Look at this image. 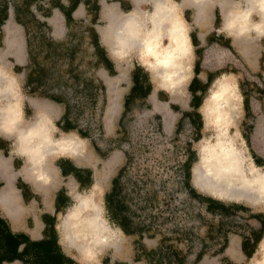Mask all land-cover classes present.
Listing matches in <instances>:
<instances>
[{
    "label": "trees",
    "instance_id": "trees-1",
    "mask_svg": "<svg viewBox=\"0 0 264 264\" xmlns=\"http://www.w3.org/2000/svg\"><path fill=\"white\" fill-rule=\"evenodd\" d=\"M80 2L85 5L87 21L76 20L72 16ZM10 7L13 10L14 20L23 27L26 39L27 62L24 66H15V69L18 72L25 70L27 93L61 103L64 106V113L60 119L62 128L65 131L76 129L80 136L91 138L96 153L105 156L113 147H116L121 149L125 155L122 165L111 178V191L106 196V200L112 221L122 228L125 235L137 236L133 241L134 260L139 261L145 258L149 264H186L188 250L184 251L178 246V242L183 241L182 234L185 236V231L182 232L183 230L177 225L173 227L172 233H165L162 231L163 227L157 224L163 210L157 213L158 216L153 213L154 208L159 206L158 198L160 191L165 189V182L155 187L152 183L153 180L148 175L147 168L143 173L138 171L139 167L137 170L135 168V172H132L134 166L132 161L136 149H132L130 122L135 113L150 110L146 98L152 90L147 74L138 65L135 67V71L131 70L133 84L125 96L122 112L116 121L117 136L109 141L102 137L101 116L105 105L104 85L95 75V69L102 65L111 74H115V70L112 61L108 59L105 50L100 45L99 34L94 27L100 9L99 0H68L67 4L62 0H0V28L9 16ZM33 8L44 17L50 16L53 8H58L62 12L67 27L62 40L53 38L50 34V26L36 16ZM207 41L206 47L196 49L195 71L197 74L205 70L200 66L201 55L210 50L211 46L220 44L232 50L231 46L227 44L228 41L222 36L215 37L214 34H210ZM243 68V72H245V67L243 66ZM228 72L235 73L236 69L227 65L224 68L205 70L209 83L215 77ZM200 80L192 82L190 91L193 94L197 89H207L208 84H203ZM240 88L244 97L243 103L246 105L248 104V94H250L249 89L245 93L242 90V83H240ZM261 91L264 92V86L261 87ZM201 101V96L190 98L189 104L192 109L180 111L173 131L174 138H183L181 142L183 150L186 152L185 159L177 165V172L180 173L177 189L184 191L189 203L197 206V213L202 215L204 211V213L210 214L211 220L205 222L207 224L206 233L209 234L210 240L221 238L222 243L219 250L226 247L227 234L235 231V226H244L245 222L258 220L260 223L258 230L252 225L249 227V234L241 240V249L246 259H249L264 235V212L251 213L248 207L241 203H226L198 192L191 184V169L196 162L193 143L200 140L203 129L201 115L196 111ZM171 108L174 111H179L177 105H171ZM151 115L150 120L156 126V130L162 134L160 115L156 113ZM252 126L250 124L245 128V131L249 133ZM244 137L254 162L258 166H264V157L258 156L253 151L248 135L246 134ZM100 139H104L106 142H102ZM98 140L101 141V144ZM2 148L0 146V149ZM3 150L7 154V150ZM86 171L89 173V170L86 169ZM88 177V174L84 177L86 182L90 181ZM17 184L21 185L22 182L18 181ZM163 205H165V209L172 210L169 199L166 197L163 199ZM246 212V216L240 214ZM170 214L171 212L167 214V217ZM144 234L149 237L159 235L157 246L146 248L142 242ZM185 240L189 241L190 239L187 237ZM198 240L200 247L191 264L198 263L207 247L204 237L198 238ZM5 258L7 257L0 256V264Z\"/></svg>",
    "mask_w": 264,
    "mask_h": 264
},
{
    "label": "clouds",
    "instance_id": "clouds-1",
    "mask_svg": "<svg viewBox=\"0 0 264 264\" xmlns=\"http://www.w3.org/2000/svg\"><path fill=\"white\" fill-rule=\"evenodd\" d=\"M129 3L131 10L123 12L126 19L116 29L114 52L108 53L105 49L108 59L111 61L113 55L121 60L134 57L133 71L138 65L147 74L152 91L164 92L168 97L185 91L192 98L201 96L196 111L201 115L204 127L202 139L193 150L197 151L198 162L209 175L214 169L231 170L225 165L236 152L230 137V128L235 127L232 114L243 111L244 99L238 77L222 73L211 83L206 76L200 80L204 74L195 71L198 45L193 44L194 30L185 18L189 9L180 7L181 0H142L140 12L136 11L132 0ZM233 3L227 18L221 15L219 26L214 24L216 35H223L228 40L255 38L264 44V0H233ZM196 37L199 40L198 32ZM21 76L25 80L22 81ZM194 80L208 84L207 89H197L193 94L190 89ZM25 83V72H16L15 68L8 69L0 64V141L12 146L16 159L22 162L21 167L27 160L39 169L50 154L59 160L72 159L86 152L87 138L81 137L76 129L65 131L47 113H33ZM33 115L37 117L35 123H31ZM40 179L47 178L41 175ZM110 191V187L105 189L93 181L75 197L66 192L71 203L60 213L64 219L59 242L61 245L65 240L85 242L89 245L85 257L92 264H100L97 259L99 246L123 235L107 207L106 196Z\"/></svg>",
    "mask_w": 264,
    "mask_h": 264
},
{
    "label": "rangeland",
    "instance_id": "rangeland-1",
    "mask_svg": "<svg viewBox=\"0 0 264 264\" xmlns=\"http://www.w3.org/2000/svg\"><path fill=\"white\" fill-rule=\"evenodd\" d=\"M62 1L67 3L68 0H62ZM220 1H225L227 3L228 8L234 7L233 0H206L205 1L206 17L204 16L205 17L204 19H207L209 15L213 12L220 13L219 17L221 15L224 16V12L220 5ZM113 4H116L117 5L116 9L121 11L116 1L100 0L99 20L96 24V28L101 35L102 43H104L109 53H112L109 48L111 35L108 33V35L106 36V41H104L102 38V30L106 28L108 21V14L104 15L105 9L106 7L112 6ZM132 4H134L133 0H132ZM180 7L182 9H189V11L185 12V18L189 21V27L193 29L194 28L193 19L196 12H198L199 8L194 3L187 2L186 0H181ZM118 13L120 16H123V13L120 12ZM36 14L41 16V14L38 11H36ZM56 14L57 13H55L54 16L50 18H45V20L43 21H45L50 26V34L55 38L61 39L65 35L64 34L65 30L63 28L64 22H63V18H61L59 14L57 15ZM74 16L76 18L84 17V8L82 10V6H79V8L75 11ZM218 22L220 23V19H218ZM7 26H12L16 31V35L14 36V38H15V42L20 43L19 53L16 52L15 46L11 43V37L7 32ZM201 28H202L201 32H206V30H208L210 26L208 27L201 26ZM24 36L25 35L23 33V30L19 28V25L16 24V21L13 18H9L1 26L0 64H2L4 67L8 69H13L17 65H21V66L25 65L24 63L26 60L25 58L26 54L24 49L25 46ZM233 41L236 45L235 49L240 53L243 45H245L243 39L242 38L233 39ZM249 43H247L246 46H254L256 49L257 48H259V50L261 49V42L257 41L255 38H253V40ZM240 57L241 56L237 54L236 57L229 55L226 58H221L220 60H218L217 58H213L208 62L203 60L202 67L205 70H214L216 68H224L227 65H230L234 69H236V72L235 73L228 72V73L236 75L238 77L240 84L241 73L244 71V68L242 66L243 62H241L242 59ZM113 58L115 60L117 68L119 69L120 75L117 77L118 80L115 83L114 82L111 83L110 85L115 89L117 88L118 92L113 91V93H110L108 86L106 104L101 117L102 137L108 141L112 140L115 136V123L119 115V112L121 110V96L124 93V91L127 89L129 83V72L131 67L134 65V57H129L128 59L121 60L117 58L115 55H113ZM15 71L18 72L16 69ZM20 79L23 81L24 80L23 76H21ZM108 93L111 95H109ZM158 98L162 103L154 101V105H156V107H160L161 105L162 109L166 111L167 114L169 115V119L166 121L163 116V113L160 114L162 134H160L158 130H156L155 128L156 126H154V124L150 120L152 117L151 110L135 113L134 118L130 122L132 145H133L132 149H136V154L134 155V160L132 161L134 165L132 168V172H135V168L137 170V167H139L138 171L143 173V171L147 168L148 175L153 180L152 183H154L155 187H158L159 184L165 182L164 185L165 189L160 191V196L158 198L159 206L155 207L153 210L155 216H158L157 213L163 210L162 213H160L162 215L160 216V220H158L157 218L158 220L157 224L163 227L162 231H165V233L168 234L172 233L173 227L177 225L181 230H183L182 232L185 231L184 232L185 236H183L182 234L183 241L178 242V246L184 249V251L188 250L186 264L192 263L195 253L198 251L200 247L198 238H203V237L207 241V247L205 252L203 253L202 258L198 261L197 264H230V263L255 264L256 259L260 257V247L259 246L257 247L254 254L249 259H246L244 257L240 248V241L244 236L248 235L249 227H251L254 223L253 220H250L249 222H245L244 226L234 225L236 230L231 231L227 234L226 247L223 250H219L220 245L222 243L221 238L217 240H210L209 234L206 233L207 224H205V222L211 220L210 214L206 212L204 213V211L202 212V215L197 213V206H195V204L193 203H189V201L187 200V195L184 191L177 189V180L179 179L178 177L180 174L177 172L178 171L177 165L185 159L186 152L183 150L184 148L181 142L183 141V138L178 139L177 137L176 138L173 137L171 126L174 119H176L178 112H173L170 109V105H177L180 109H187L190 97L187 95V91H185L183 94L177 92L171 95L170 97H168L164 92H159ZM35 100H39V99L37 97L35 98L30 97L28 101L32 106L33 113L45 112L51 118L55 117L54 115L53 116L50 115L48 107H45L43 105L37 108L34 104ZM45 103L48 104V101H45ZM30 114H31V110H29V115ZM242 115L243 112L233 113V121L235 127L230 128V137L233 139L236 147L242 151V154L244 155L243 165L247 171V167L251 162L253 163V161L250 156L251 153L250 149L248 148V145L244 142L241 135V125L239 124V121L241 120ZM36 119L37 117L33 115L31 122L35 121ZM236 133H239V135H236ZM206 134L207 133H204V135ZM104 139H100V140L102 142L103 141L106 142V140ZM201 139L202 136L200 140ZM100 140L98 141L101 144ZM87 141H88L87 151L80 155L74 156L73 159L76 163L82 166L92 167L95 174V182L102 185L105 189H107L111 184V178L116 174L120 164L122 163L123 156L122 155H120V157L117 156V154H115L116 151H114V149L108 152L105 156H102L101 154L96 153V151L93 150L88 139ZM197 142L193 143V147L194 145H196ZM1 155L2 152H0V157H2ZM10 156H15L14 149L12 148V146L10 147L9 152L7 154V159H9ZM55 157H56L55 155H49L46 160V165L48 166L49 170L50 167L52 166ZM26 161L27 160L23 162V167L19 171L22 173L21 177L24 179H29L32 182L31 184L33 186H43V184L45 183H39L38 181L35 180L33 181L31 180V176H28L27 171L24 170L26 166ZM21 163L22 162L20 161V164ZM199 164L200 162H198V156L196 151V162L194 163V165H192L193 169L191 176V184L196 188L198 192L203 193L205 195H210L226 203H231V202L241 203L246 207H248L249 210L254 212L260 210L264 212V201L250 202L249 200H246L245 198L242 197L241 198L230 197L225 194H220L214 190L199 187L198 184L196 183V179L194 175L195 168ZM262 168L264 169V166H262ZM9 172L13 179H15L17 175H19L18 171L13 172L11 168H9ZM50 176L51 175H49V180L46 183L50 182L51 183L50 185H52V187L60 185L62 184V182L68 185L67 181L56 180L54 178H51ZM164 197H166V199H169V203L172 210H168L164 208L165 206L163 205ZM37 208H38L37 203L26 205L25 209L28 211L26 215H28V213L32 215V213H34V210H37ZM169 212H171V214L167 217V214ZM240 214L246 216L247 212ZM163 217L165 220L163 219ZM63 218L64 217L61 216L59 219V231L61 238L63 236V227L61 225ZM136 237L137 236H127L123 233V235H118L115 238L111 239L107 244L100 246L97 249V259L100 261V264H106V262L107 264H149L145 258L139 261L134 260L135 247L133 246V241ZM159 237H160L159 235H156L154 237H149L147 234H144L142 238V242L146 248H153L157 246L159 242ZM187 237L190 239L189 241L185 240V238ZM63 245L68 251H70L73 255H75L77 259H79L81 264H92V262L86 260L85 257V253L88 248L87 247L88 245H86L85 243L75 240L72 241L65 240L63 241Z\"/></svg>",
    "mask_w": 264,
    "mask_h": 264
},
{
    "label": "crops",
    "instance_id": "crops-1",
    "mask_svg": "<svg viewBox=\"0 0 264 264\" xmlns=\"http://www.w3.org/2000/svg\"><path fill=\"white\" fill-rule=\"evenodd\" d=\"M114 1L118 3V7L122 12L116 9L117 8L116 4L106 7L104 15L108 14V21L106 28L102 30V38L104 41H106V36L108 35V33L111 35L110 37L111 40L109 45L111 52H114L115 50L114 36L116 34V29L126 19L124 15L120 16L118 12L123 13L124 11L125 12L130 11L132 7L129 3V0H114ZM186 1L190 3H194L199 8L198 12H196L193 19L194 28L192 30H194V32L192 33V40L194 46L198 45L197 49L204 48L208 45V41H207L208 35L214 34L215 37L218 36L215 33L214 24L217 27L219 26L218 19L220 13L213 12L209 15L207 19H204L206 17V13H205L206 0H199V2H197V0H186ZM133 2L136 7V11L140 12L142 0H133ZM99 4H100V0H99ZM220 5L223 9L224 17L226 19L229 11H231L232 8H228L227 3L225 1H220ZM79 6H82V10L84 8V17L82 18H76L74 16V13L79 8ZM127 8H129V10H127ZM33 10L36 14V9L33 8ZM55 13L59 14L61 18H63V22H64L63 28L66 33L67 27L65 24V18L62 12L58 8H53L50 16L48 17H44L42 15L40 16L38 14H36V16L39 19L45 20V18H50L54 16ZM72 16L76 20L87 21L88 16L86 14V8L83 2H80L78 4L76 9L72 13ZM9 18L14 19L12 7L9 8V16L7 20ZM98 20H99V13H98L97 22ZM97 22L94 24L96 30H97L96 28ZM18 25L19 28H21L24 33L23 27L20 24ZM201 26H207V27L210 26V28L206 30V32H201L202 30ZM7 32L11 37V43L15 46L16 52L19 53L20 43L15 42V38H14V36L16 35L15 29L12 26H7ZM97 32L99 34L100 45L101 46L103 45V49L105 50L106 47L104 43H102L101 35L98 30ZM197 32L199 34V40L196 37ZM220 36L224 38L223 35ZM53 38L57 40H62L64 37L58 39L53 36ZM242 39L245 45H243L240 53L235 49L236 45L233 39L231 40L225 39L228 41L227 44L231 46L232 50L220 44H214L213 46H211L210 50L205 52L204 55L203 54L201 55L200 66L202 67L203 65V60H205L206 53L208 56V61H210L213 58H217L218 60H220L221 58H226L229 55L236 57L237 54H239L241 56L240 58L242 59L241 62H243L242 65L245 67V72L241 73L240 83H242V90L245 91L246 93V90L249 89L248 92L250 93L248 94L249 97L247 96L248 104L244 105L243 103V111H242L243 115L241 120L239 121V124L241 125V135L245 143L246 141L244 136L246 134L248 135L250 140V146L252 147L253 151L258 156L261 157L262 155L261 149L256 145L253 136L256 130L257 123L261 121L264 123V92L261 91V87L264 86V44L261 43V49L259 50V48L256 49L254 46H246V44L251 42L253 38L251 39L242 38ZM24 43H25L24 49L26 54L25 55L26 60L24 64H26L27 51H26L25 36H24ZM136 47H138V45H136ZM195 56L197 59L196 52H195ZM111 61L113 63L115 74H111L102 65L95 69V75L97 76L98 80H100L101 83L104 85L103 93H104L105 104H106L108 86L110 93H113V91L118 92V89L116 88L117 89L116 90L110 84L113 82L115 83L118 80L117 77L120 75V72L116 66L113 56ZM133 67L134 65L131 67L129 72V83L127 89L124 91V93L121 96V110L119 112L116 121L118 120L122 112L125 96L129 93L130 88L133 84L131 77V70L133 69ZM23 71L25 72V70ZM203 72H204V76H200L201 80H203L206 76L205 71L202 70L200 73ZM23 78L25 80L24 76ZM27 94L31 98L37 97L39 99V100H35L34 103L37 108L43 105L45 107H48L50 115L55 116L52 117V119L57 121L58 126L62 127V121H60V119L64 113V106L61 103H58L52 99L43 96L29 94V93ZM158 96L159 93L157 91L151 90V95L147 96L146 102L149 103L150 105L151 113H156L160 115L162 114L163 109L162 108L160 109L159 107H156V105H154V101L162 103L159 100ZM45 101H48V104L45 103ZM170 109L172 110L171 105H170ZM191 109L192 107L190 106V104H188L187 109L179 108V111L172 110L173 112H178V115L176 119H174L171 126L172 132L175 129L176 121L180 115V111L191 110ZM35 121L31 123H35ZM250 124H252L253 126L251 131L247 133L245 131V128L250 126ZM116 136H117V126L115 123L114 138ZM85 138L89 140L91 147L93 148V150H95L91 143V138L88 137ZM0 146L3 147L2 149H0V152H2L1 155L2 157H0V192H2L3 194V196L0 198L1 201L0 202V256L7 257L5 258L4 261H2L1 264H81L79 259H77L75 255H73L70 251H68L64 247V245H61V243L59 242L62 240L59 231V219L62 216L60 215V213L62 212L63 208L71 203V200L65 195V193L70 192L72 196L75 197L79 191H82L84 188L91 186L93 181H95V174L92 167L82 166L76 163L73 157L72 159H59V160H57V157H55L52 166L50 167V170L46 165V162L40 169H37L34 168L28 161H26V166L24 170L27 171L28 176H31V180L38 181L39 183H45L43 184V186H33L31 184L32 182L29 179H24L21 177L22 173L19 171L22 169L23 166L21 167L20 160H17L16 156H10V158L7 159V154L9 152L11 145L7 144L4 141H0ZM3 149L7 150V154L4 153ZM113 149L114 151H116L115 154H117V156L119 157L120 155L123 156V160H122L123 163L125 159V155L123 151L116 147H113ZM250 156L253 163L257 165L254 162L251 153ZM122 163L120 164V166L122 165ZM9 168H11L13 172L18 171L19 175H17L15 179L12 178L9 172ZM86 169L89 170V173H87ZM86 174L89 175L88 177L90 179L89 182H86V180L84 179ZM41 175L45 176L47 179L41 180L40 179ZM49 175H51L50 176L51 178H54L56 180L67 181L68 185L62 182V184L52 187V185H50L51 184L50 182L46 183L49 180ZM18 181H21L22 184L18 185L17 184ZM21 190H22L23 199H21ZM33 203L38 204L37 210L33 209L34 213H32V215L30 213L26 215L28 211L25 209V206L31 205ZM249 212L254 213V211L251 210ZM255 212H261V210ZM253 221H254L253 223L254 228L258 230V228L260 227L259 221L258 220H253ZM24 246L25 249L23 250ZM240 248H241V241H240ZM243 255L246 258L244 253Z\"/></svg>",
    "mask_w": 264,
    "mask_h": 264
},
{
    "label": "bare ground",
    "instance_id": "bare-ground-1",
    "mask_svg": "<svg viewBox=\"0 0 264 264\" xmlns=\"http://www.w3.org/2000/svg\"><path fill=\"white\" fill-rule=\"evenodd\" d=\"M205 61L208 62L207 53L205 55ZM159 108H162V106L160 105ZM162 113L167 121L169 115L164 110ZM253 138L256 145L261 149V154L264 155V123L262 121L257 123ZM234 146L236 152L225 165V167H229L231 170L220 171L219 169H214L213 174L209 175L206 168L200 163L196 166L194 172L196 183L199 187L214 190L230 197H242L250 202L264 201V169L262 167L259 168V166L251 162L246 171L243 165L244 155L235 144ZM2 196L3 194L0 192V198ZM62 224L63 220L61 225ZM87 247H89V245ZM259 247L260 257L256 259L255 264H264V238L260 242Z\"/></svg>",
    "mask_w": 264,
    "mask_h": 264
}]
</instances>
